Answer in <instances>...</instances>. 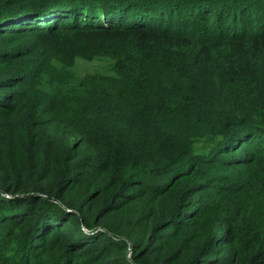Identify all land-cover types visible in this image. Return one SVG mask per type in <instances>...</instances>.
Returning <instances> with one entry per match:
<instances>
[{
    "label": "trees",
    "instance_id": "trees-1",
    "mask_svg": "<svg viewBox=\"0 0 264 264\" xmlns=\"http://www.w3.org/2000/svg\"><path fill=\"white\" fill-rule=\"evenodd\" d=\"M235 1L0 0V46L25 39L0 51V264H264V0Z\"/></svg>",
    "mask_w": 264,
    "mask_h": 264
},
{
    "label": "rangeland",
    "instance_id": "rangeland-1",
    "mask_svg": "<svg viewBox=\"0 0 264 264\" xmlns=\"http://www.w3.org/2000/svg\"><path fill=\"white\" fill-rule=\"evenodd\" d=\"M211 1V0H209ZM238 6L239 5H243L245 4L246 2H248L247 0H236L235 1ZM264 2V1H263ZM254 3H258L257 0L254 2ZM174 13H176V9L174 11ZM178 15V14H177ZM259 15H261V13H259ZM71 22H73V17L74 16H71ZM113 18L110 19V21H114L115 22H121V23H126V24H130V23H134L133 22V19L132 17L130 16V14H127L125 12H122V13H118L116 15H113L112 16ZM255 17V16H254ZM253 17V22L256 20V18ZM31 19H36L35 17H31ZM39 19H44V18H39ZM70 19V18H69ZM240 19V18H239ZM81 21L83 19H80ZM96 23V22H94ZM138 23V22H137ZM142 24H148L150 25L151 20H147L146 19V22H140ZM28 24V23H27ZM26 24V25H27ZM226 26L225 27H228L227 30H229L230 32L232 31H236V26L229 22V23H225ZM9 25H16V24H13L12 22L9 23L8 22V26ZM252 25V23H251ZM254 25H256V23H254ZM250 26V25H249ZM257 26V25H256ZM18 26H14V29L16 30ZM25 28V26H23ZM19 41H25V39H14V40H10V45L8 46V44L6 46L3 45V43L1 45L3 46H0V51H2V49H5V50H8V49H11V48H14L16 47V44H18ZM25 45V44H23ZM3 47V48H2ZM22 51L24 50L23 48L21 49ZM24 53V51H23ZM36 57L34 56H27V57H24V58H20L18 61H16V63H21V62H28V63H34ZM53 61V60H52ZM56 62V60H54ZM53 61V63L55 64V62ZM50 63V61H49ZM36 64V63H35ZM51 64V63H50ZM110 65H111V60L108 59V58H102V59H95V60H83V59H78L76 62H75V66H74V72L76 73V75L78 76H85L87 74H98V73H101V74H110ZM0 67H4V66H1ZM2 69L0 68V71ZM248 136V135H247ZM247 136H245L244 138H242L244 141H246L247 143H250V140H247ZM135 139H139V136H135L134 137ZM146 137H144L142 140H144ZM253 140L257 141L258 138L254 137ZM245 142L244 144V147H247L249 146L247 143ZM233 142H231L232 144ZM212 145V143H209V142H202L200 143L197 148H198V153H204L210 146ZM237 144H235L236 146ZM219 149V148H218ZM251 150V149H249ZM251 153V151H250ZM2 198H7V199H10L11 197L8 196V195H4L1 197Z\"/></svg>",
    "mask_w": 264,
    "mask_h": 264
}]
</instances>
